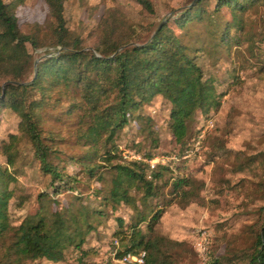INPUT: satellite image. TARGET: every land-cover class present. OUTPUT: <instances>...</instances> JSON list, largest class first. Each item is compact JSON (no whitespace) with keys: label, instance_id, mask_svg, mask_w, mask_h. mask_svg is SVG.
<instances>
[{"label":"trees","instance_id":"1","mask_svg":"<svg viewBox=\"0 0 264 264\" xmlns=\"http://www.w3.org/2000/svg\"><path fill=\"white\" fill-rule=\"evenodd\" d=\"M45 2L51 17L48 42L20 30L15 10L23 0H0V109L8 108L19 117L20 134L29 141L40 169L49 176L51 194L57 195L63 190L76 192V178L50 159L56 149L45 140L41 114L54 93L58 97L72 94L68 112L83 110L82 118L89 120L80 134L91 150L86 162L81 163L83 171L90 177L96 175L100 182L106 171L112 173L106 192L98 188L103 203L112 209L121 203L136 209L138 200L144 203L135 220L117 232L121 240L125 237L128 240L120 250L119 243L114 245L111 259L117 262L125 253L144 250L145 264H172L166 248L174 241L155 233L163 211H152L148 202L161 193V186L168 183L173 168L158 165L149 169L144 162H123V150L118 149L114 139L125 125L141 118L144 104L160 96L170 105L167 128L179 146L176 152L189 147L196 136H191L190 131L196 113L207 114L217 109L223 95L216 88L215 78L206 76L198 57L202 54L231 56L243 43H251L254 35L249 29V13L254 7L264 5V0H192L169 20L174 27L164 21L144 40L125 33L111 36L107 41L99 39L90 48L68 28L65 0ZM136 2L153 11L150 0ZM223 9L229 18L224 16ZM27 44L34 50L52 46L54 51H47L35 62ZM152 133L149 130L150 143L155 147L158 139ZM19 138L11 135L8 142L0 145V152L6 158L5 164L0 163V264H25L40 258L62 261L68 247H81L92 227L89 219L102 211L83 206L71 221L67 210L41 209L19 224H12L9 204L14 194L11 185L17 179ZM101 139H104L103 150L99 152L97 146ZM143 155L151 158L156 153L147 150ZM165 174L168 178L161 184ZM190 182L189 177H177L170 192L188 199L194 192L183 186ZM79 195L76 194L77 200L81 199ZM69 213L71 216L72 211ZM118 221L122 226V220L118 218ZM142 222H145L144 228L140 226ZM211 253L210 242L208 264H220ZM248 264H264V222L256 232Z\"/></svg>","mask_w":264,"mask_h":264},{"label":"rangeland","instance_id":"2","mask_svg":"<svg viewBox=\"0 0 264 264\" xmlns=\"http://www.w3.org/2000/svg\"><path fill=\"white\" fill-rule=\"evenodd\" d=\"M150 2L152 12L136 0H65L64 17L68 28L90 48L99 39L107 41L111 36L125 33L136 40L139 36L144 40L159 24L171 21L177 11L192 0ZM212 5L213 1L210 7ZM223 13L226 18L230 17L225 9ZM15 14L23 33L34 35L40 41H49L51 17L45 0H23ZM249 25L254 39L251 43H243L237 53L198 57L206 76L215 78L216 88L223 95L217 109L207 114L196 113L190 126L191 136L206 129L210 120L213 127L206 129L203 148L198 155L172 164V177L161 186V193L148 202L152 211H163L155 225V233L174 241L166 248L172 264H197L192 242L199 229L210 232L211 256L218 258L220 264H248L256 232L264 222V5L254 7L249 13ZM27 47L35 62L47 51H54L52 46L35 50L29 44ZM105 48L109 49V46ZM74 93L79 99L78 93ZM71 96L58 97L54 93L41 114L45 140L56 149L50 159L76 178V192L63 190L57 195L51 194L49 176L40 169L29 141L20 134L19 117L8 108L0 109V145L8 142L11 135L20 137L15 162L17 179L11 185L14 194L9 204V217L12 224L17 225L41 209L67 210V217L72 221L73 214L83 206L101 210L102 214L89 219L92 227L81 247H68L62 261L40 258L25 264H118L110 254L114 239H120L117 232L135 220L144 203L138 200L136 209L124 203L112 209L103 203L98 188L102 187V193L106 192L112 173L106 171L100 182L96 175L90 177L83 171L81 163L86 162L91 150L80 134L89 120L82 118L83 110L68 112L73 100ZM169 107L160 96L144 104L140 110L141 118L131 121L117 133L114 141L118 149L141 155L147 150L156 155L179 153L176 152L179 146L167 128ZM149 130L158 139L155 147L150 143ZM103 143L104 139H101L97 146L99 152L103 150ZM121 161L128 162L122 158ZM0 163H6L1 152ZM177 177L191 180L189 185L183 186L194 192L188 199L170 192ZM167 178L165 174L161 184ZM77 193L81 197L79 200ZM118 218L122 220V226H119ZM140 226L144 228L145 222ZM127 240V237L119 240L118 250Z\"/></svg>","mask_w":264,"mask_h":264},{"label":"built area","instance_id":"3","mask_svg":"<svg viewBox=\"0 0 264 264\" xmlns=\"http://www.w3.org/2000/svg\"><path fill=\"white\" fill-rule=\"evenodd\" d=\"M213 127V122L210 120L206 124V129ZM206 129H200L195 136L192 144L185 148L182 152L173 154H157L151 158L141 155L135 151L127 150L122 152V159L125 161L144 162L149 169H154L158 165L171 166L181 160H190L198 155L201 150L202 142L205 138ZM211 242V234L206 229H199L193 236V249L197 258V264H208V249ZM117 240H114V245L117 246ZM146 251L141 250L136 253H125L117 259L119 264H145Z\"/></svg>","mask_w":264,"mask_h":264}]
</instances>
